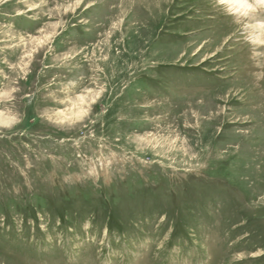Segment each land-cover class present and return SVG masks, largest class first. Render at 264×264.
Listing matches in <instances>:
<instances>
[{
    "label": "rangeland",
    "instance_id": "rangeland-1",
    "mask_svg": "<svg viewBox=\"0 0 264 264\" xmlns=\"http://www.w3.org/2000/svg\"><path fill=\"white\" fill-rule=\"evenodd\" d=\"M233 12L0 0V264H264V6Z\"/></svg>",
    "mask_w": 264,
    "mask_h": 264
},
{
    "label": "clouds",
    "instance_id": "clouds-1",
    "mask_svg": "<svg viewBox=\"0 0 264 264\" xmlns=\"http://www.w3.org/2000/svg\"><path fill=\"white\" fill-rule=\"evenodd\" d=\"M218 5H227L232 3H242L246 6L245 11H240L237 9V12L240 16H247L248 12H255L257 11V6H264V0H216ZM258 29L256 33V38L253 39L250 35L245 36V40L251 44L253 47H264V22H259L256 25ZM4 99V94L0 93V101ZM15 122V121H14ZM3 127H11L12 124L0 125Z\"/></svg>",
    "mask_w": 264,
    "mask_h": 264
},
{
    "label": "bare ground",
    "instance_id": "bare-ground-1",
    "mask_svg": "<svg viewBox=\"0 0 264 264\" xmlns=\"http://www.w3.org/2000/svg\"><path fill=\"white\" fill-rule=\"evenodd\" d=\"M226 7H228L230 10L234 11L233 13L235 14H239L237 12V9H240V11H245L246 10V6L242 3H232V4H227ZM222 9V8H221ZM250 12H248L249 14ZM252 13V12H251ZM254 13V12H253ZM250 16L253 17L252 14H250ZM248 17V16H247ZM250 18V17H249ZM150 20V19H149ZM256 26V25H255ZM253 27V26H252ZM253 29V28H252ZM254 30H256V32H254V36H256V33L258 31V29L256 27H254ZM225 33V32H224ZM256 38V37H255ZM197 80V79H196ZM200 82V81H199ZM199 85V84H198ZM84 102V101H83ZM71 111V110H70ZM81 111V110H80ZM73 118V117H72ZM69 121V120H68Z\"/></svg>",
    "mask_w": 264,
    "mask_h": 264
}]
</instances>
